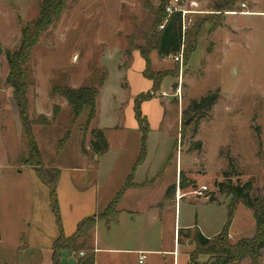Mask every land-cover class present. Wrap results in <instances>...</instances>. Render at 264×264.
Segmentation results:
<instances>
[{
	"label": "rangeland",
	"instance_id": "obj_1",
	"mask_svg": "<svg viewBox=\"0 0 264 264\" xmlns=\"http://www.w3.org/2000/svg\"><path fill=\"white\" fill-rule=\"evenodd\" d=\"M145 1L70 0V9L34 49L29 65L34 81L28 93L29 123L33 124L32 134L40 150V164L37 157H29V140L18 116L12 89L7 85V53L16 51L22 44L21 30L37 18L42 0H0V264H50L59 228L50 208V190L38 174L50 185L57 180V196L59 192L68 195L70 182L81 193L93 182L91 170L97 167V155L90 150L91 132L112 129L113 122L119 121L118 115L120 121L126 122V111L135 89L126 88L124 77L133 84L136 60H132V53L138 51L134 48L146 46L154 22L151 12L144 8ZM191 1L197 2L198 10L203 13L193 15L195 20L184 38V53L195 48L189 61L184 58L181 64L168 57L161 62L153 56L148 72L152 76L168 75L159 91L148 93L152 94L151 100L170 102L171 108L167 104L162 106L166 110L165 126L170 123L168 127H172L170 137L161 138V132H155L153 122L159 116V105L146 108L152 118L149 130L154 133L151 135L154 143L172 147L166 170L180 162L184 177L197 185L188 190L178 187L182 191L181 196L176 195L180 200L177 201L182 224L191 226L192 238L197 225L204 236L213 239L228 223L233 201L220 194L216 187V182L224 181L228 157L234 159L241 181L253 180V194L264 197V160L258 153L255 131L260 128L264 155V0H168L167 6L187 5ZM147 2L154 11L160 9L159 0ZM166 14L165 7L160 13L162 22ZM129 66V70L133 67V74L127 75L128 69L125 74L120 72ZM104 79L107 82L100 88L96 118L88 125L89 110L84 109L75 119L72 108L59 92L66 87H99ZM181 84L178 99L174 94ZM216 91L218 102L209 116L200 120L196 135L189 132L192 126L182 133L183 112L189 110L191 102ZM162 92L170 96L162 97ZM127 102L125 108H118ZM42 118L49 124L41 125ZM104 133L116 150L123 137L112 131ZM198 142L202 144L201 149L192 150ZM170 177L171 170L162 180ZM202 187L208 188L204 196L193 194ZM159 193L160 190L155 196H147L146 202L157 201ZM68 206L70 212L72 208ZM157 207L163 209L160 224L166 229L165 246L155 245L156 226L140 214L131 223L122 225L120 234L114 225L101 223L99 247H118L124 243L121 237L129 235L132 247L141 246V240L146 238L145 246L173 249L175 204L172 200H161ZM231 219L230 242L250 239L256 233L253 212L244 203L237 204ZM140 229L146 233L139 232ZM192 238L188 231L180 239L177 234L175 243L181 251L179 264H184L195 250L197 245ZM101 257L106 259L103 264H124V257L112 252H105ZM172 262L173 257L158 255L148 256L145 264ZM211 262L209 257L199 256L194 264ZM131 263L135 264V260ZM185 264H189V259ZM242 264H251V261L247 259ZM260 264H264V252Z\"/></svg>",
	"mask_w": 264,
	"mask_h": 264
},
{
	"label": "trees",
	"instance_id": "obj_2",
	"mask_svg": "<svg viewBox=\"0 0 264 264\" xmlns=\"http://www.w3.org/2000/svg\"><path fill=\"white\" fill-rule=\"evenodd\" d=\"M160 9L154 11L150 3L145 1L144 8L150 11L154 17L153 26L150 31V36L146 38V46H139L134 48L138 50L142 58L146 62V70L144 72L145 77L153 82V91L160 90L163 80L168 76L167 74L157 76L148 74L151 66L150 55L153 52H157L158 56L162 59L175 56L180 53L184 47V38L182 35V18L181 15L175 13L171 16L166 14L164 21H161L160 13L165 10L168 0H159ZM70 9V0H42L39 7V14L37 18L26 25L21 30V43L19 48L14 52L7 53V62L9 66V75L7 78V85L12 89V98L16 106L18 116L23 122V130L26 133L29 140V157H37L38 162L41 161V154L38 145L35 141L34 134H32V125L29 123V103L28 93L33 87L34 81L32 77L31 69L29 68L31 58L34 49L40 44L42 37L61 19L65 12ZM189 35V31L186 33ZM185 35V38H186ZM198 35V34H196ZM196 35H194L196 37ZM195 48L188 49L184 53L185 61L188 62ZM100 86L80 87L74 89L66 87L59 92V95L66 99L69 106L73 110L75 119L78 118L84 109L89 110L88 125L96 118L97 110V98L100 94V88L104 85L105 81ZM152 94L147 93L140 95L135 101V116L138 121L142 132V147L140 157L133 167V170L127 180L124 188L118 193L115 199L109 204L107 209L99 216L89 217L81 221L77 227L75 234L66 238L62 232L61 215L59 211L56 181L50 185L48 180L38 174L39 178L50 190V208L55 215L57 226L60 230V236L55 240L53 244V264H60L61 253L64 251H70L79 256L81 252L86 253L83 257H78L77 264H95V248H94V234L98 224L103 223L105 226L116 225L119 223L122 212L118 209L119 203L124 194L130 188L135 187L133 182V173L138 164L143 162L147 153V141L149 135V123L142 116L140 105L143 102L150 101ZM218 91L209 92L206 96L202 97L198 101L191 102L189 110L183 112L184 122L182 127V133H185L188 127L192 126L189 131L191 134L196 135L200 120L209 116L213 111L214 106L218 102ZM192 117V118H191ZM195 120V122L186 124L187 121ZM42 123V124H41ZM41 125H48L49 122L46 118H42ZM256 134L258 138V144L260 151L259 156L264 160L262 153V141L260 128H256ZM90 150L92 153L101 157L109 150V144L103 130H93ZM202 147L201 142H198L191 149L194 151L200 150ZM84 150V149H83ZM82 150V151H83ZM172 157V156H171ZM169 158V161L171 160ZM168 161V164H169ZM40 164H42L40 162ZM236 180H234V178ZM224 181L216 182V187L220 194L227 195L233 199L230 203V212L228 223L224 226L216 238L210 239L201 233L197 225L195 226V235L193 238L190 235V229H180L178 231V237L180 239L184 231H188L189 238L197 245L195 250L189 254V264H194L199 256L209 257L211 264H242L245 260L249 259L251 264H260V258L262 252H264V197L261 195L253 194L254 182L249 180L247 182L241 181V175L235 165L234 159L228 157L227 171L223 172ZM196 183L188 180L184 177L183 173L179 174V183L172 185L167 189L165 199L167 201L172 200V195L179 187L181 190H185L188 187L195 189ZM214 201V200H211ZM239 202L244 203L246 207L251 209L256 224L255 234L250 239H241L237 242L229 241V227L232 222L233 210Z\"/></svg>",
	"mask_w": 264,
	"mask_h": 264
},
{
	"label": "crops",
	"instance_id": "obj_3",
	"mask_svg": "<svg viewBox=\"0 0 264 264\" xmlns=\"http://www.w3.org/2000/svg\"><path fill=\"white\" fill-rule=\"evenodd\" d=\"M155 56L157 60H162L159 58L158 55H156V52H153L150 55V61L152 65V57ZM136 60L134 71H136L134 74L131 72L133 70L132 68L129 70L130 66L126 69H118L120 72H124L128 69L127 75H129V72L133 74V84L132 82L127 81L128 77H124L126 80V88L128 89H135L131 101H130V108H127L126 111V122L120 121V117L118 115L119 121L112 124V129L104 130L105 131H112L113 133H116L119 136L123 137L120 145L115 150L112 148V146L109 144L107 133L105 134L108 144H109V150L107 153L102 155L101 157H98L97 155V167L93 170H91L94 173V180L91 182V185L88 187L87 191L84 192H78L76 190V187L74 184H71L70 182V189L68 191V195H60L58 197V205L59 210L61 214L62 219V232L66 238L72 237L76 230L78 224L83 221L86 218L89 217H97L101 215L102 213H105L104 211L107 209L109 204L115 199V197L118 195V193L124 188V186L127 183V180L133 170V167L136 165L140 154L141 153V147H142V132L140 125L138 121L136 120L135 116V101L140 95H144L148 92H151L153 89V82L148 80L144 72L146 70V62L142 58L139 51H134L132 53V60ZM164 66H160L159 68H163ZM155 69V68H154ZM156 70V69H155ZM162 71V69H159ZM131 74V75H132ZM107 80L105 81V83ZM164 82V81H163ZM162 82V83H163ZM104 83L103 86L106 84ZM122 86V85H121ZM124 88V87H122ZM161 89V88H160ZM168 98V97H167ZM165 100V99H164ZM163 99H153L150 101H146L141 103L140 109L142 116L147 120L149 123V127L151 126L152 122L150 121V115L148 111H150L148 108H146L147 105L156 104L159 105L160 113L158 118L153 122L155 123V132L160 133L161 138H167L170 137L172 127H168L166 125V110L162 107L163 104H167L168 107L171 108V104L168 100L163 102ZM127 103H122L120 108L123 107ZM163 108V109H162ZM148 110V111H147ZM123 114V113H122ZM123 117L125 115L123 114ZM155 117V116H153ZM152 120V118H151ZM168 122V121H167ZM154 133H149L148 135V141H147V153L146 158L143 162L138 164L134 170L133 173V182L135 184V187L130 188L126 191L124 194V198L121 199V203L119 204L118 209L122 212V215L120 216L119 223L114 225L117 228L118 234L122 233L123 230L120 229L122 225H126V223H131L133 221V218L135 215L143 216L147 221H149L150 225H155L156 229L154 231L153 235V241L155 242V245L160 243L162 246H165L164 240H165V227L160 224L162 219V211L163 209L157 207V205L161 202V200H166V192L167 189L172 185H178L177 181L179 178V174L181 172L180 162H176V166L172 167L171 169L166 170L168 161L171 156V144H168L167 147L161 146V144L154 143V138L151 137V135ZM171 170V177L166 180H162L166 173ZM85 172V171H84ZM88 172V171H87ZM90 188V189H89ZM160 190V195L157 198V201H150L146 202V197H152L155 196L156 192ZM188 190V189H186ZM180 192V196L182 195V191L176 189V192L172 195V202L175 204V211L173 213V224H174V231H173V249L164 250V249H158V248H152L145 246V239L143 238L140 242L141 246L139 247H132L129 246L130 242L133 241L132 238H130L129 235L122 236L121 239L124 243L120 244L118 247L113 248H104L101 249L99 247L100 242V230L103 228L102 224H98L95 230L94 234V248H95V257H96V263L95 264H103V262L106 260L101 255L105 254V252H112L117 255H121L124 258L122 259L124 261V264H132V259L135 260V264H140V256L141 254H144L145 260L142 264H145V262L149 257L152 256H158V255H166L173 257L172 264H179V258L181 251L179 250V246L176 247V236L177 232L180 229H191V226L189 224H182L181 221V214L178 211V201L179 199H176L177 192ZM178 200V201H177ZM134 204V206H132ZM71 206L72 210L69 212L67 209L69 206ZM75 206V209H73ZM138 207V209L136 208ZM136 210V211H135ZM172 220V218H171ZM160 224V225H159ZM113 226V225H112ZM161 226V227H159ZM129 229V228H128ZM127 229V230H128ZM139 232L143 233L146 231L143 229H140ZM60 230L57 235V238L60 236ZM56 238V239H57ZM117 237H113V239H116ZM117 240V239H116ZM160 245V247H161ZM107 255V254H106ZM135 256V258H132ZM185 256V254H184ZM77 255L75 253H72L70 251H64L61 253V260L62 264H77L78 261ZM189 259L190 256H187L186 261ZM184 261V264L186 263ZM50 264H53V251L51 252L50 257ZM170 263V262H169Z\"/></svg>",
	"mask_w": 264,
	"mask_h": 264
},
{
	"label": "built area",
	"instance_id": "obj_4",
	"mask_svg": "<svg viewBox=\"0 0 264 264\" xmlns=\"http://www.w3.org/2000/svg\"><path fill=\"white\" fill-rule=\"evenodd\" d=\"M199 8V4L195 1H191L189 2V4L187 5H177V4H172V5H168L166 6V12L169 16L175 14V13H178L181 15V18H182V35H183V38H185V35L186 33L189 31V29L192 27L193 25V22L195 19H193V15H200L202 14L203 12L199 11L198 10ZM235 14V13H233ZM171 58L177 63H183V60H184V49H182V51L180 53H178L177 55L175 56H171ZM181 89H182V84L181 85H178L176 91H175V94L174 96L175 97H179L180 96V93H181ZM161 96L162 97H169L170 95L166 92H162L161 93ZM180 99V97L178 98ZM208 191V188L207 187H202L200 188V190L198 191H195L193 194L195 195H198V196H204L205 193H207ZM177 196L179 197L180 196V192L178 191L177 192ZM179 199V198H178ZM84 256V253L81 252L79 254V257H83ZM145 260V256L144 254H141L140 256V264H142Z\"/></svg>",
	"mask_w": 264,
	"mask_h": 264
},
{
	"label": "water",
	"instance_id": "obj_5",
	"mask_svg": "<svg viewBox=\"0 0 264 264\" xmlns=\"http://www.w3.org/2000/svg\"><path fill=\"white\" fill-rule=\"evenodd\" d=\"M190 121H191V120H190ZM190 121L188 120V121L186 122V124L190 125Z\"/></svg>",
	"mask_w": 264,
	"mask_h": 264
}]
</instances>
